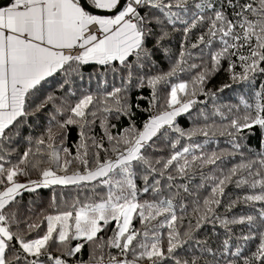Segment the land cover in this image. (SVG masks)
I'll return each mask as SVG.
<instances>
[{
    "label": "snow or ice",
    "instance_id": "1",
    "mask_svg": "<svg viewBox=\"0 0 264 264\" xmlns=\"http://www.w3.org/2000/svg\"><path fill=\"white\" fill-rule=\"evenodd\" d=\"M176 35L173 57L165 45ZM223 61L231 83L205 90ZM186 70L198 71L178 79ZM261 76L264 0L0 6V264H264ZM234 85L249 91L220 103ZM198 103L192 127L178 126ZM45 110L40 134L26 135ZM141 111L150 114L138 127ZM220 138L224 147H209ZM42 189L53 190L51 210L36 213L22 199Z\"/></svg>",
    "mask_w": 264,
    "mask_h": 264
},
{
    "label": "trees",
    "instance_id": "2",
    "mask_svg": "<svg viewBox=\"0 0 264 264\" xmlns=\"http://www.w3.org/2000/svg\"><path fill=\"white\" fill-rule=\"evenodd\" d=\"M200 29L194 30L193 33L191 34L190 38H189V42H195L197 35H199ZM180 35H176L169 44L165 45V47L170 49V52L172 53V56L174 57L175 55L178 54L179 51V46H180ZM214 47H218V45H214ZM207 51V50H205ZM194 52L198 55V50H194ZM205 59H207V57L205 56ZM172 62V58L168 55H164V54H158L157 55V63H158V67L159 69L163 70V71H167L170 64ZM190 62H195V63H200V61L198 59H193ZM228 68V62L227 61H223L222 62V67L221 69L216 72L211 79L207 82V84L205 85V90H212L215 91L216 89L221 88L224 84H228L231 83L230 77H229V73L227 71ZM237 71H240L239 68L236 69ZM91 71L90 67H86L84 69V74L85 76H87V74ZM196 71L198 70H186L183 73H179L178 74V79H183V80H190L195 74ZM61 79L60 75H57L55 77V79H51L49 80L45 85H44V89L43 91L45 93L48 92H52L57 85V82ZM177 78H173L172 82H176ZM258 81H264V76H261L258 78ZM247 83V82H245ZM86 86V85H85ZM92 87H95V84L93 83ZM249 91L248 87L245 86L243 88H241L240 86H236L234 85L232 88L230 89H225L223 92L219 93V101L220 103H224V104H236L239 100V97L241 94L243 93H247ZM60 94V93H57ZM164 94V91L162 90V95ZM144 95L147 96L148 95V90L145 89L144 90ZM198 99L200 101H204L206 98L201 95L198 97ZM163 101H161L162 103ZM208 108L210 109L212 104L211 101H208L207 104ZM142 108H147V103L145 102L144 104H142L141 106ZM205 105L202 103H198L197 105L194 106L193 110L191 111V114H185L182 115L180 117L177 118V124L178 126H180L181 128L184 129H189L192 127V121L193 118L197 115L198 111L202 108H204ZM47 110H45V113L41 114L37 119H35L34 121H32L29 125L28 128L25 129V134H31V135H39L43 125L45 123V119L44 117L46 116ZM149 111H141L137 113L136 116V122H137V126H142V122L144 120H146L149 116ZM114 123H117L116 121H113ZM127 121L124 119H121V121H119L117 123V128H122L124 126H126ZM95 132L97 134H100L101 129L99 126H97L95 128ZM198 141L202 142L203 141V137H198L196 138ZM77 140V130L75 128H71L70 132H69V136H68V145L71 146L72 144H74ZM187 142V141H185ZM159 143V142H158ZM253 145H255V141L252 142ZM224 147L225 146V142L223 138H220L218 141V145L216 143L210 144L209 147L210 148H214V147ZM18 148H20V150H23L24 145L18 144L17 145ZM161 147H164L163 145H161ZM167 149H165L164 153L161 154H166ZM33 179H35V175L32 176ZM24 177H21V180H24ZM51 189H42L39 190V194H32V193H25L22 199V203L25 204L26 206L32 208L35 210L36 213H41L45 210L50 211L51 209L49 208V204H50V196L52 194ZM57 192H65L67 193L68 190L67 189H56ZM234 188L230 187L228 189L229 194H232L234 192ZM65 198H68L67 195H65ZM221 212L223 211V209L220 210ZM136 226H139V221H136ZM109 229H111V226H109ZM109 233H102V235H108ZM113 254H115V250H113ZM89 257V248L87 246H85L83 252L80 254V259H84L87 260Z\"/></svg>",
    "mask_w": 264,
    "mask_h": 264
},
{
    "label": "water",
    "instance_id": "3",
    "mask_svg": "<svg viewBox=\"0 0 264 264\" xmlns=\"http://www.w3.org/2000/svg\"><path fill=\"white\" fill-rule=\"evenodd\" d=\"M10 0H0V6H7ZM98 12L101 10H97Z\"/></svg>",
    "mask_w": 264,
    "mask_h": 264
}]
</instances>
